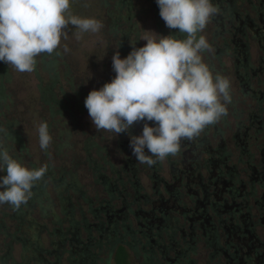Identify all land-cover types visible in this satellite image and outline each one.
<instances>
[{"label": "flooded vegetation", "instance_id": "af4514ba", "mask_svg": "<svg viewBox=\"0 0 264 264\" xmlns=\"http://www.w3.org/2000/svg\"><path fill=\"white\" fill-rule=\"evenodd\" d=\"M147 1L161 18L157 0ZM211 3L218 12L198 34L210 45L201 56L214 78L230 83L228 114L152 166L136 160L130 142L146 122H155L140 121L121 133L128 137L119 150L120 171L98 175L103 186L85 201L92 220L65 215L56 222L55 233L69 245L59 255L75 256L74 246L86 241V254L91 247L99 250L96 257L108 253L101 264H118L121 251L125 264H264V0ZM169 32L186 38L178 29ZM126 40L124 33L127 57L133 46ZM81 230L99 236L83 240Z\"/></svg>", "mask_w": 264, "mask_h": 264}, {"label": "rangeland", "instance_id": "374dc122", "mask_svg": "<svg viewBox=\"0 0 264 264\" xmlns=\"http://www.w3.org/2000/svg\"><path fill=\"white\" fill-rule=\"evenodd\" d=\"M70 13L95 18L103 27L98 33H82L77 40V29L69 25L68 38L62 37L56 50L60 55L41 54L31 73L18 72L0 61V129L4 130L0 140L29 169L47 165L26 204L19 209L0 204V264H101L107 256L103 251L96 257L99 250L92 247L86 254V241L74 246L75 256L68 251L59 255L69 245L65 247L63 235L54 231L65 215L78 223L90 222L91 204L85 201L103 186L99 178L101 185H97V176L111 175L113 168L120 171L123 154L119 150L128 136L97 131L85 100L92 90L115 78L112 58L117 51L121 59L126 57L121 48L124 33L126 44L139 48L147 43L144 36L159 39L158 35L169 36L171 30L147 0H70ZM43 122L52 137L47 151L39 144L38 127ZM4 175L0 169V177ZM45 181L44 191L36 196ZM68 225L66 221L63 227ZM80 236L95 239L99 233L81 230Z\"/></svg>", "mask_w": 264, "mask_h": 264}, {"label": "clouds", "instance_id": "9594fccd", "mask_svg": "<svg viewBox=\"0 0 264 264\" xmlns=\"http://www.w3.org/2000/svg\"><path fill=\"white\" fill-rule=\"evenodd\" d=\"M157 4L166 26L186 38L144 36L147 43L133 45L126 58L117 51L112 58L115 78L85 100L97 131L118 135L137 122H155L156 127L146 122L142 134L131 136L130 142L136 160L149 166L177 155L182 140L192 141L218 123L231 103L230 83L219 74L213 77L201 56L210 45L198 36L218 9L211 0H157ZM69 25L77 29V40L82 33H98L103 27L95 18L72 15L70 0H0V61L18 72H33L41 54L60 55L56 50L62 37L68 38ZM64 51H69L66 45ZM38 136L40 148L47 151L52 141L47 122L39 125ZM0 169L6 172L0 177V204L19 209L45 176L47 165L29 169L0 140Z\"/></svg>", "mask_w": 264, "mask_h": 264}, {"label": "trees", "instance_id": "16d2710c", "mask_svg": "<svg viewBox=\"0 0 264 264\" xmlns=\"http://www.w3.org/2000/svg\"><path fill=\"white\" fill-rule=\"evenodd\" d=\"M117 260H118L117 261L118 264H125L126 263V252L121 251L120 254L118 255Z\"/></svg>", "mask_w": 264, "mask_h": 264}]
</instances>
